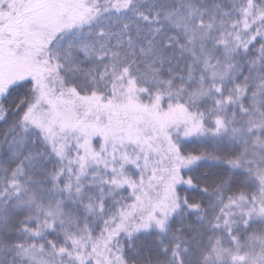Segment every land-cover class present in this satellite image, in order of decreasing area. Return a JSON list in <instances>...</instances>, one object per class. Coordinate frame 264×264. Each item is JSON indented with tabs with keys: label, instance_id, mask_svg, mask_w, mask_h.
<instances>
[{
	"label": "snow or ice",
	"instance_id": "obj_1",
	"mask_svg": "<svg viewBox=\"0 0 264 264\" xmlns=\"http://www.w3.org/2000/svg\"><path fill=\"white\" fill-rule=\"evenodd\" d=\"M0 264H264V0H0Z\"/></svg>",
	"mask_w": 264,
	"mask_h": 264
}]
</instances>
